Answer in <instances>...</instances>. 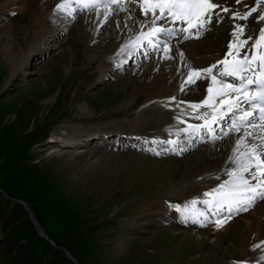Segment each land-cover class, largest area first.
Returning a JSON list of instances; mask_svg holds the SVG:
<instances>
[{
    "label": "rangeland",
    "instance_id": "rangeland-1",
    "mask_svg": "<svg viewBox=\"0 0 264 264\" xmlns=\"http://www.w3.org/2000/svg\"><path fill=\"white\" fill-rule=\"evenodd\" d=\"M218 1L226 15L212 17L199 31L207 29L205 35L191 40L196 47L190 49L203 54L201 59L222 51L225 31L254 19L256 12L243 18L252 8L264 10L257 0ZM20 3L5 0L0 6V16L7 17L0 22V264H73L59 246L77 264H257L263 233L248 235L241 227L244 218L221 221V226L212 219L195 225L164 212V202L209 200L204 194L217 187L208 173L190 176L204 161L202 147L186 150V159L139 148L149 135L148 107L169 102L158 98L157 86L170 61L155 68L153 53L119 71L114 65L106 69L108 54L102 51L108 42L88 41L94 34L87 28L91 19L82 24L85 11L65 24L66 19L40 15L46 6L32 12ZM134 8L133 20L138 18ZM9 47L17 51L14 59L22 70L4 88L10 66L2 54ZM41 49L46 55H35ZM188 129L174 121L154 133L162 137L167 130L178 137ZM122 132L143 141L118 144ZM53 134L66 148L80 146L64 150L47 144ZM223 141L214 142L209 156L228 142ZM16 201L32 209L55 246L40 237ZM263 202L257 201L249 214Z\"/></svg>",
    "mask_w": 264,
    "mask_h": 264
},
{
    "label": "bare ground",
    "instance_id": "bare-ground-1",
    "mask_svg": "<svg viewBox=\"0 0 264 264\" xmlns=\"http://www.w3.org/2000/svg\"><path fill=\"white\" fill-rule=\"evenodd\" d=\"M3 1L5 0H0V6ZM6 2L4 4H6ZM91 2H93V0H21V3L18 5L28 6V9L32 10V12L36 10V7L40 5H42V7L46 6L45 8H47V12H43L40 10V15H44L45 13L46 16L50 14L52 15V17L57 16L58 18L60 17L66 19L65 24H67L66 21L70 22L68 21L69 19L76 18V14L78 12L80 14V11H85V13L81 17L83 21L82 24L85 23L84 20L86 19H91L92 23H94H90V25H88L87 27L90 28L91 32L94 34L93 38H90L88 36V41L92 43L101 42L103 46L106 44V42H108L107 45H105L106 47H104L105 50L102 51L105 53V55L108 54L106 59L109 60V62L104 66L106 69L114 65L116 66V71H119L125 68V64L127 66L130 63L134 64L133 62L142 60L144 61L153 53V58L156 61L155 68L160 67V63L163 62V60H169L171 65L167 64V66L165 65V67H163L164 65L162 66L163 68H166L168 72L165 73V78L163 79L162 83L158 84L157 86V89L159 91L157 92L159 94L158 98L165 99L166 101L169 100V102L165 104L157 103L158 105L156 104L153 107H148L146 111V113L148 114L146 123L148 125L145 126L147 129L145 133L149 132V135L143 134L145 141L143 142V144L141 143L142 145H140L139 148L144 152H165V154L169 156L177 155L179 157V154H181L182 156H184L183 159H186V157H188L187 155H185L186 150L194 151L199 147H202V154L205 157L203 158L204 161L195 165H198V167L191 170L190 176L195 177L203 172L208 173L209 177L216 179V182L214 184L217 185V187H212L213 189L218 188L221 184L227 183V181L231 177H229L226 173L230 172L235 167V165L232 163L231 158L233 156L237 141L241 140L245 136L246 132H255L258 136L264 137V123L256 122V127L252 128L237 121L236 127H233V118L231 116L227 117L224 120H221L220 123H211V119L207 117L205 119H196L195 117L197 115H203V113L208 111V109L206 107H200L199 109L194 110L190 107V104L202 103L203 100L208 97L209 93L207 92V88L205 87V85H207L208 87H212L213 90H216L219 85L213 84L210 78H206L203 74H201V77L199 79H197V77L195 76L192 77L196 80V83L189 85L188 88L185 89V91L182 92L180 88L181 84L187 79L189 75H191L189 71L190 68L200 70L213 65H217V68L222 70L225 66L222 64H218L219 61L227 59L228 61L232 62L234 60L233 56L228 55V52L230 50V33H233L234 26L228 28L223 35L226 42L223 50L221 49L222 51L218 52L213 57L201 59V57L199 56L203 54L199 53L198 51H192L190 47L196 45L195 43H193L194 40L203 37L207 29L204 33L202 32L201 34H199V31L201 29L199 30L197 28H192L191 30H188L186 22L173 20L168 16L159 17L158 14L156 15L155 21L153 22L154 14L151 12L145 14L143 0H119V4H109L108 7H101L99 9L85 8L82 6V4L84 3ZM215 2L219 5H222L218 0H215ZM58 5H65L64 10H58ZM133 6H136V8H134ZM137 7L139 11L137 10ZM132 8H134L136 10V13L138 14V18H135L134 20L130 17ZM213 11V17L215 18V14H219V18H223L226 15V11H221L219 7H217ZM4 16H6V14L3 12L2 16H0V22H2L1 20L3 19H7V17ZM258 16H264V10L258 8L255 13V18L252 20L251 18L247 19L249 21H247L245 25H250L256 30L264 28V21L257 20L256 18ZM126 20L129 23H126ZM157 27L169 30L174 33L172 37H165L163 35H160L158 37L159 40L165 41L168 44L167 48L149 47L147 44L148 39H155L150 34L152 32V29ZM189 31L191 32V38H189ZM142 33L143 35H141ZM137 37H140V39L137 40ZM188 40H190V42H187ZM11 48L12 47L5 48L2 54L4 61L8 63V66H10L8 78H6L5 80L4 88L10 85L13 76L16 72H19L20 69V66L17 65V62H15L14 59L16 58L17 51H13V48ZM233 49H235V45H233ZM181 52H183L184 54L183 58H181V56L179 55V53ZM45 53L46 51L43 52L41 49V52H36L35 55L42 54L43 56H45ZM102 55L104 54L102 53ZM241 55H243V52H241ZM121 58H124L122 59V62ZM217 68H213V74H216ZM223 79L226 83H239L238 80H235L232 77L226 76ZM151 89V92H149V90L147 91L148 94H152L153 86L151 87ZM214 94L215 92L213 91V95ZM137 95L138 93L136 94V96ZM172 97H175L176 99L173 101L171 100ZM216 106L220 107V104H216ZM206 120L211 125V130H208L204 127ZM174 121L179 122L180 124H187L189 126V129L187 131L180 130L184 132V136L176 137L172 132H169L167 130L163 131L162 137L154 133L158 132L160 127H162L164 123H170ZM181 121H183V123ZM192 126H199V130L197 132H193ZM155 127L156 130L154 129ZM73 130H75V128ZM80 133L81 132H77L75 135H78ZM150 133H154L155 135H152ZM96 135L97 134H95V136L88 142H85L86 139L83 140L84 144L90 143L93 139H95ZM54 136L55 134L51 136L50 140L46 139L47 144L50 143V145L54 147H61V149L64 150L74 148L76 145L80 146V142H78L77 144L75 143L73 145H67L66 148V146L59 143L61 142L60 139L57 138V140ZM132 137H134V135H128L125 134V132H122L120 133V136H118L116 143L127 145L129 142H132L136 139H139L138 141L140 142L143 141L138 137ZM79 139L81 138H78V140ZM222 139H225V141H223L222 143L226 141L228 142L224 143V145L220 144L219 146H217H223V148L218 153H213V155L209 156V151L215 147L214 142L221 141ZM248 142L254 143L256 141L252 138H249ZM105 145H107V142ZM241 151H244L243 147H241ZM213 189L211 190V192L213 191ZM214 199V197L209 196V200H207L206 197V200L210 202L209 205H205V200H202V198H198L199 201L197 199L192 200L190 203L185 205L175 203V206H173V202L170 204L171 206H169L163 201L165 205L163 206V208L165 213L174 216L177 221H198L195 224H198L201 221L212 219L216 223L219 222L221 226V221H231L232 218H244L246 222H244L241 227H243L242 229H244L248 235L253 236L258 232V230H261V232L263 233L261 237H264V202L254 215H250L248 210V212L241 211L239 213H236L233 211L229 213L227 206H225L223 212L217 214L215 211L211 210V203L214 202ZM193 201H195L196 203L193 204ZM200 201L202 202V204ZM16 202L18 203L19 201ZM26 212L30 215L31 222L40 232V229L38 228L39 224L36 217L32 214V209L29 208V211L26 210ZM201 213H203V215H201ZM205 218L207 219L205 220ZM40 234L39 236L45 239L41 232ZM255 259L257 264H264V251L256 255Z\"/></svg>",
    "mask_w": 264,
    "mask_h": 264
},
{
    "label": "snow or ice",
    "instance_id": "snow-or-ice-1",
    "mask_svg": "<svg viewBox=\"0 0 264 264\" xmlns=\"http://www.w3.org/2000/svg\"><path fill=\"white\" fill-rule=\"evenodd\" d=\"M257 3L264 4V0H257ZM109 4H119V0H93V2L84 3L82 6L99 9L108 7ZM143 4L145 14L148 12L154 14L153 22L157 14L159 17L168 16L173 20L186 22L188 30L203 29L212 23L213 10L217 7L221 11H227L215 0H143ZM57 7L62 11L65 5ZM256 11V8H252L243 18L246 19ZM215 15L219 20V14ZM232 18L237 19L238 14L234 13ZM256 19L264 21V16H258ZM150 35L155 39L147 40L149 47L167 48L168 44L159 40L158 37L160 35L172 37L174 33L157 27L152 29ZM189 38H191L190 31ZM139 39L140 37H137V40ZM233 45H235V49H233ZM229 49L228 55L234 57L232 62L227 59L219 61L218 64L225 66L222 70L217 68V65L200 70L190 68L191 75L181 84L180 90L183 92L189 85L196 83L193 76L199 79L203 74L219 87L213 95V88L205 85L209 93L208 97L202 103L190 104L194 110L200 107L208 109L203 115H197L195 118L205 119L207 117L211 119V123H217L231 116L233 127H236V122L239 121L254 128L257 121L264 122V28L256 30L250 25H235L233 33H230ZM179 55L183 58L184 54L181 52ZM213 68H217L216 74H213ZM226 76L238 80L239 83H226L223 79ZM175 99V97L171 98L173 101ZM217 99H219L220 107L216 106ZM225 101L228 103L225 104ZM242 104L247 105L252 111L244 110L242 115L237 116L236 113L241 110ZM181 122L183 123V121ZM204 127L211 130V125L207 120ZM192 130L197 132L199 126H192ZM249 138L256 142L249 143ZM241 147L244 148V151H241ZM231 159L235 167L226 173L231 178L227 183L213 189L212 192L204 194L215 198L211 203V210L217 214L223 212L225 206L229 213L233 211L239 213L247 211L257 201H264V137L258 136L255 132H246L245 136L237 141ZM194 203L196 202L193 201ZM204 203L209 205L210 202L205 200ZM197 222L193 221V223ZM217 226H220L219 222H217Z\"/></svg>",
    "mask_w": 264,
    "mask_h": 264
},
{
    "label": "water",
    "instance_id": "water-1",
    "mask_svg": "<svg viewBox=\"0 0 264 264\" xmlns=\"http://www.w3.org/2000/svg\"><path fill=\"white\" fill-rule=\"evenodd\" d=\"M22 204V203H21ZM23 206H24V208H26V210L27 211H29V208L26 206V205H24V204H22ZM38 228L40 229V232L43 234V236L45 237V239L47 240V241H49V242H51L50 241V239L48 238V236L42 231V229L40 228V226H38ZM60 249H62V251L64 252V254H65V256L69 259V260H71L72 262H73V264H77V261H76V259L68 252V251H66L65 249H63L62 247H59Z\"/></svg>",
    "mask_w": 264,
    "mask_h": 264
},
{
    "label": "trees",
    "instance_id": "trees-1",
    "mask_svg": "<svg viewBox=\"0 0 264 264\" xmlns=\"http://www.w3.org/2000/svg\"><path fill=\"white\" fill-rule=\"evenodd\" d=\"M35 217H36V219H38L37 216H35Z\"/></svg>",
    "mask_w": 264,
    "mask_h": 264
}]
</instances>
